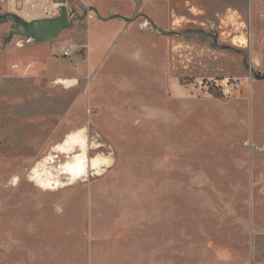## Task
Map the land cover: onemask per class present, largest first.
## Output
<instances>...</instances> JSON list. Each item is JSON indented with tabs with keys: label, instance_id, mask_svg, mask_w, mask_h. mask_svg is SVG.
Returning <instances> with one entry per match:
<instances>
[{
	"label": "rangeland",
	"instance_id": "374dc122",
	"mask_svg": "<svg viewBox=\"0 0 264 264\" xmlns=\"http://www.w3.org/2000/svg\"><path fill=\"white\" fill-rule=\"evenodd\" d=\"M136 1L128 42H100L89 7L110 14L120 0H0V14L33 20L60 6L72 19L32 43L12 34L15 20L0 22V264L261 258L264 0ZM69 43L77 50L63 56ZM21 70L38 74L9 78ZM52 78V94L26 98L29 83ZM142 211L166 220L91 227L93 214Z\"/></svg>",
	"mask_w": 264,
	"mask_h": 264
},
{
	"label": "crops",
	"instance_id": "0c3cea01",
	"mask_svg": "<svg viewBox=\"0 0 264 264\" xmlns=\"http://www.w3.org/2000/svg\"><path fill=\"white\" fill-rule=\"evenodd\" d=\"M96 0H77V2L80 3H89L96 5L95 3ZM94 2V3H93ZM121 6L120 8H117L116 10H112V12H110V14H107L108 10L105 9L104 7H100L99 8H91L89 7L90 11L86 17V20L88 21V24L90 25L91 20H98V22H96L94 24V26H100L101 30L100 32H98L95 37L98 41H102L103 38L105 37L106 34L110 33V39L109 40H123L125 39L128 42V34L130 32V30L134 27V23L135 21L132 18V15L134 14V12L138 11L140 6L138 4V2L136 0H120ZM142 3L146 4L145 6L147 8H149L148 5V0H146L145 2L142 1ZM107 8V6H105ZM77 8V6H76ZM143 8V7H142ZM149 22L150 20L148 18H146L145 22H142L141 24H139L138 22V27L139 29L142 31H144V29H149ZM90 28V26H89ZM105 28V30H103ZM159 30V29H158ZM150 34L148 33L147 37L149 39ZM131 37V36H130ZM142 37V36H141ZM31 40L28 41L29 43H32L33 40L30 38ZM19 46L23 47L24 46V42L20 41L18 42ZM59 46L60 44H58L57 46H55V49L53 50V53L58 52L59 50ZM88 46V45H87ZM58 48V50H57ZM89 52V49H88ZM36 75H31V73H29L27 70H21L18 73H14L12 74L9 78H14L15 80L17 79H21V78H36ZM53 77V76H52ZM56 78H61L62 83L61 84V89L63 88V86L69 88L70 87V76H63V75H58ZM51 85H45V86H36L34 85L35 83H29L30 85L24 88V91L27 93L25 96L27 99L31 100L32 98L29 96L30 93H35L37 95V92H45L46 94H52L54 92V86H53V82L54 79H51ZM35 95V96H36ZM34 101H36L34 99ZM32 124H29V127H26V131L31 129ZM20 129V127H19ZM30 135V134H29ZM60 133V130H57V134L54 135L53 133L50 134L51 138L50 140L56 139L54 138V136H58V138L56 140H59L63 137V135ZM92 216V222H98V224L96 225H91V227L93 228H97L98 225L100 226L101 223L109 221L112 224H118L119 226H122L125 229H130L131 231L136 229V230H140L141 232L143 231V229L146 227H149L150 224L151 225H155V223L157 221H162L165 222L166 217L163 213H157V214H152L149 213V211H142L141 213H136V212H112L110 214H106V213H99V214H93ZM175 217L176 214L174 215V223H176L175 221ZM171 218V217H170ZM133 232V231H132ZM131 238V237H130ZM140 243V242H139ZM257 253L258 255H261V258H258L257 260L252 261V264H264V243L259 242V244L257 245Z\"/></svg>",
	"mask_w": 264,
	"mask_h": 264
},
{
	"label": "water",
	"instance_id": "95a60500",
	"mask_svg": "<svg viewBox=\"0 0 264 264\" xmlns=\"http://www.w3.org/2000/svg\"><path fill=\"white\" fill-rule=\"evenodd\" d=\"M61 4H67L68 0H53ZM15 20L12 34H21L38 41H49L58 36L72 22L67 7H63L61 15L55 17L37 18L26 20L17 13L9 12L0 14V22ZM259 76L258 79H263Z\"/></svg>",
	"mask_w": 264,
	"mask_h": 264
},
{
	"label": "built area",
	"instance_id": "2783aa9c",
	"mask_svg": "<svg viewBox=\"0 0 264 264\" xmlns=\"http://www.w3.org/2000/svg\"><path fill=\"white\" fill-rule=\"evenodd\" d=\"M63 9V7L57 6L54 8V10H61ZM50 14H52V11H50ZM48 17H53L52 15L48 16ZM31 39L29 38L28 41H30ZM77 50V46L73 43H69L67 46L64 47V49L62 50V54L63 56H70L73 53H75Z\"/></svg>",
	"mask_w": 264,
	"mask_h": 264
},
{
	"label": "bare ground",
	"instance_id": "6f19581e",
	"mask_svg": "<svg viewBox=\"0 0 264 264\" xmlns=\"http://www.w3.org/2000/svg\"><path fill=\"white\" fill-rule=\"evenodd\" d=\"M81 159H83V158H81Z\"/></svg>",
	"mask_w": 264,
	"mask_h": 264
}]
</instances>
